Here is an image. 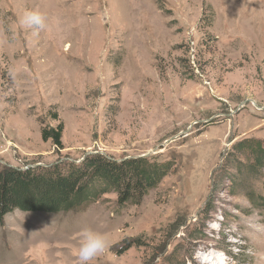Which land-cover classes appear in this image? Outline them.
I'll return each mask as SVG.
<instances>
[{
    "label": "rangeland",
    "instance_id": "374dc122",
    "mask_svg": "<svg viewBox=\"0 0 264 264\" xmlns=\"http://www.w3.org/2000/svg\"><path fill=\"white\" fill-rule=\"evenodd\" d=\"M36 8L38 33L20 23ZM60 123L62 149L41 133ZM257 139L264 0H0V167L171 163L138 203L97 181L66 211L15 210L0 264H78L85 227L109 237L92 264H264Z\"/></svg>",
    "mask_w": 264,
    "mask_h": 264
},
{
    "label": "trees",
    "instance_id": "16d2710c",
    "mask_svg": "<svg viewBox=\"0 0 264 264\" xmlns=\"http://www.w3.org/2000/svg\"><path fill=\"white\" fill-rule=\"evenodd\" d=\"M63 124L44 128L42 138L52 140L59 149ZM251 166L264 167V139L249 140ZM171 163L151 162L142 157L116 161L97 153L79 163L69 161L51 167L18 169L0 167V223L6 216L20 210L54 214L81 205L91 199V187L97 181L118 192V203L140 202L151 188L156 187L170 171ZM262 173L261 171L259 174ZM256 200H255V198ZM253 197V203L264 206V195Z\"/></svg>",
    "mask_w": 264,
    "mask_h": 264
},
{
    "label": "clouds",
    "instance_id": "9594fccd",
    "mask_svg": "<svg viewBox=\"0 0 264 264\" xmlns=\"http://www.w3.org/2000/svg\"><path fill=\"white\" fill-rule=\"evenodd\" d=\"M20 23L27 29L38 33L46 28V16L38 8L26 10ZM109 247L108 234L94 228L85 227L79 234L77 249L78 264H92L94 259Z\"/></svg>",
    "mask_w": 264,
    "mask_h": 264
},
{
    "label": "water",
    "instance_id": "95a60500",
    "mask_svg": "<svg viewBox=\"0 0 264 264\" xmlns=\"http://www.w3.org/2000/svg\"><path fill=\"white\" fill-rule=\"evenodd\" d=\"M164 145H165V143L161 144L160 146H158L157 148H155V150L152 151V153L159 151ZM148 155H149V154L144 155L143 157H146V156H148Z\"/></svg>",
    "mask_w": 264,
    "mask_h": 264
},
{
    "label": "bare ground",
    "instance_id": "6f19581e",
    "mask_svg": "<svg viewBox=\"0 0 264 264\" xmlns=\"http://www.w3.org/2000/svg\"><path fill=\"white\" fill-rule=\"evenodd\" d=\"M215 258H217V256L214 257V259H212V260H215ZM218 258H223V257L222 256H218ZM208 261H209V259H208ZM216 263L219 264L220 262L219 261H216Z\"/></svg>",
    "mask_w": 264,
    "mask_h": 264
}]
</instances>
